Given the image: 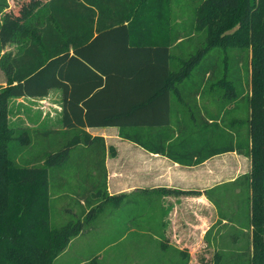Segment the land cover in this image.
Masks as SVG:
<instances>
[{"label":"trees","instance_id":"obj_1","mask_svg":"<svg viewBox=\"0 0 264 264\" xmlns=\"http://www.w3.org/2000/svg\"><path fill=\"white\" fill-rule=\"evenodd\" d=\"M170 3L171 0H47L36 23L25 26L23 18L17 22L16 16L5 14L6 26L0 25V70L5 77V84L0 86V264H52L53 258L102 206L100 201L91 203V196L99 194L91 185L83 189L80 199L86 209L79 215L72 213L75 218L59 226L51 225V190L58 183V173L55 178L53 174L70 158L76 143H66L60 150L46 151L40 157L30 156L20 164L17 158L27 146L22 140L28 142L27 136L30 138L34 130L8 125L9 99L45 96L50 88H60L64 130L116 126L146 109L150 98L144 97L133 106L128 101L124 109H110L103 117H95L96 97L111 91L113 83L119 82L134 89L152 88L157 93L178 88H218L232 110L245 107L243 132L220 127L217 148L209 153L206 130L195 138H183L181 148L188 152L194 147L196 158L178 160L194 165L211 155L232 151L249 159V171L233 182L246 195L244 205H248L249 225L256 235L254 264H264V0L193 1L197 4L194 21L198 30L206 29L207 46L184 59H175L169 49L183 42L178 32L172 31ZM223 19L227 20L223 27L216 29ZM234 28L220 42L230 46H215L222 31L228 33ZM13 33L20 44L14 52H3ZM213 49L220 56L233 51V65L225 62L222 67L214 61L209 55ZM196 67L198 73L190 79ZM83 77L89 78L85 93L78 89ZM85 136L86 147L103 150V144L100 147L95 143L100 138L87 133ZM120 136L132 138L122 130ZM141 146L177 159L170 152L172 146ZM99 173L103 202L116 201L117 197L111 198L105 191L106 173L101 169ZM204 193L216 206L210 191ZM212 254L214 258L216 253ZM189 258L185 264H189Z\"/></svg>","mask_w":264,"mask_h":264},{"label":"crops","instance_id":"obj_2","mask_svg":"<svg viewBox=\"0 0 264 264\" xmlns=\"http://www.w3.org/2000/svg\"><path fill=\"white\" fill-rule=\"evenodd\" d=\"M5 44L19 43L11 39ZM181 47L182 44H173L169 49L171 52L176 49L179 56L185 54ZM83 78L78 88L81 93L89 87V78ZM129 86L113 83L111 91L99 94L93 104L95 117L101 118L110 109H124L128 101L133 106L144 97H150L146 109L137 111L127 123L116 126L64 130L60 88H50L45 96L12 97L8 101L10 127L37 128V125H52L53 119H58L56 126L47 128L67 134V143H76L70 153L75 160L84 159L86 150L90 149L84 144L85 133L100 138L95 142L100 147L103 144V150H96V157L103 163V166L98 164V168L106 173L105 191L117 200H108L100 208L98 230H82L71 239L55 264H91L94 257H98L94 264H185L188 256L189 264H193L191 257L204 245L205 249L213 250L209 241L215 233L208 232L218 220L217 204L215 206L204 192L219 184L220 177L230 176L228 179L234 181L250 169L234 175V158L239 164V158L234 157L239 153L234 151L211 155L194 165L178 160L196 158L194 147L188 152L181 148L183 138H195L198 132L206 130L209 153L217 148L220 127L234 129L230 124L233 119L229 120L235 110L221 97L222 90L178 88L157 93L152 88ZM21 102L34 103L26 110L31 117L24 116L20 106L15 109ZM22 120L27 123L22 124ZM120 129L132 138L120 136ZM198 139L201 141L200 135ZM141 143L152 147L172 146L170 152L177 159L149 150ZM222 155L232 158L230 168L218 166L216 160ZM79 240L82 244L75 245Z\"/></svg>","mask_w":264,"mask_h":264},{"label":"rangeland","instance_id":"obj_3","mask_svg":"<svg viewBox=\"0 0 264 264\" xmlns=\"http://www.w3.org/2000/svg\"><path fill=\"white\" fill-rule=\"evenodd\" d=\"M193 1L197 0H171L169 6L170 24L173 29L172 31L178 32V34L182 37L183 42L181 43V48L185 51V54H179L178 56L177 50L174 49L172 52L175 59H179L181 56H183V59L187 58L190 54L195 53L197 49H202L207 46L206 29L198 30L197 24L194 21L197 4H193ZM46 2L47 0H0V11L3 10L0 12V25L4 27L6 26L5 14H8L7 17H9V15L14 17L16 16L17 22L23 18L24 22L22 23V26H25L28 22L34 23L36 16L38 17L39 14L43 13ZM4 6L6 7L4 8ZM24 8H27L28 10H24ZM22 10H24L25 13L19 15ZM226 21V19L221 20L215 25V28L221 29ZM232 31H235V28L228 33L222 31V33L218 35V43L215 44V46H230V44H221L220 42L227 34H231ZM12 39L14 42H18L14 33L12 35ZM6 46L7 47L3 48V51L5 49L12 48L11 51L14 52L18 45L6 44ZM233 50L236 51V49ZM209 53V55L213 57L214 61H217L218 64L220 62L222 67L225 65V62H227L230 66L233 65V51L226 52L223 54L224 56H220L216 49L211 50ZM183 59L179 61L180 64L183 63ZM197 73L198 68L196 67L193 69L190 79L195 77ZM226 79H228V77ZM230 79L232 80V77H230ZM4 81V74L0 70V86L4 85ZM33 104L34 103L31 102H21L14 107L15 109H18L20 106L22 110H24L23 115L31 117L29 115V111L26 110L33 106ZM53 109L56 110L57 107H54ZM231 117L232 118L229 121H232L233 119L234 122H230V124H232L235 129L243 132L245 127L243 122V119L245 118V107L239 106L238 110L231 113ZM53 120L52 121L54 123L52 125L44 124L39 127L37 125V128L11 127L34 130V132L30 133V138L29 135L27 136L29 139L28 142H25L24 139L22 140V142L27 146L24 147L22 150L24 152L17 158V161H19L20 164H23L22 161L30 156L37 155L40 157L46 151H58L67 143V134L55 132L47 128V126L49 128L56 126L55 124H57L56 121H58V119ZM26 123L27 122L25 120H22V124ZM47 131H50V134L44 135L43 133ZM79 146L80 148L83 147V145ZM94 148L86 150L84 159L82 157L78 160H75L72 157L68 158L66 162L59 166L54 172V178L58 173V183H56L55 189L51 190L54 196V210L51 221L52 226H59L67 220L73 219L75 217L72 213L79 215L86 209V205L82 204L80 199H82L84 192L83 189H88L91 185H95L94 187L99 191L98 195L91 196V203L95 205L97 201H100L102 204L101 208L106 203V201L103 202L104 194L101 192L102 175H100L98 168L99 159L96 157L97 148L95 150ZM234 157L239 158V164L234 158V165H236L234 169L235 176L239 174V172L250 168V162L247 159L242 158L239 154L236 156L234 155ZM216 161L219 167L227 165L230 168V165L233 164L232 158L228 155H222L218 157ZM228 178H230V176L225 179L220 177L219 184L210 189V193L216 201L217 208H219L218 220L208 232L215 233L213 239L209 241V243L213 246V250L205 249L204 245V248L196 251L194 256L191 257V262L193 264H254L256 235L254 233V229H252L249 225V208L248 205H244V198L246 195L245 193L242 194L244 189L242 190L238 183H234ZM113 200L115 199H109V202ZM99 213L100 209L94 214V217L90 220V222L85 225L83 230H98L100 226ZM81 244L82 241L79 240L75 245L80 246ZM108 251L109 249L106 251L107 254ZM213 252L216 253L214 258L212 254ZM60 254L53 258L52 264L56 263L55 260L60 256ZM97 258L98 257L92 258L90 261L91 264H94Z\"/></svg>","mask_w":264,"mask_h":264}]
</instances>
